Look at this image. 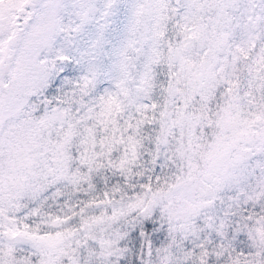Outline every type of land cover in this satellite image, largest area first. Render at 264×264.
Returning a JSON list of instances; mask_svg holds the SVG:
<instances>
[{
  "label": "snow or ice",
  "instance_id": "obj_1",
  "mask_svg": "<svg viewBox=\"0 0 264 264\" xmlns=\"http://www.w3.org/2000/svg\"><path fill=\"white\" fill-rule=\"evenodd\" d=\"M0 264H264V0H0Z\"/></svg>",
  "mask_w": 264,
  "mask_h": 264
}]
</instances>
